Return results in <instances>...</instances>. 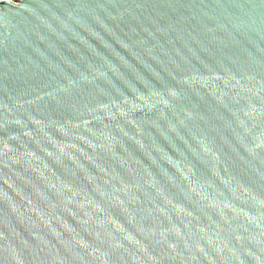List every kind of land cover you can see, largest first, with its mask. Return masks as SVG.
Returning <instances> with one entry per match:
<instances>
[{
	"label": "water",
	"instance_id": "95a60500",
	"mask_svg": "<svg viewBox=\"0 0 264 264\" xmlns=\"http://www.w3.org/2000/svg\"><path fill=\"white\" fill-rule=\"evenodd\" d=\"M0 264H264V0H0Z\"/></svg>",
	"mask_w": 264,
	"mask_h": 264
}]
</instances>
